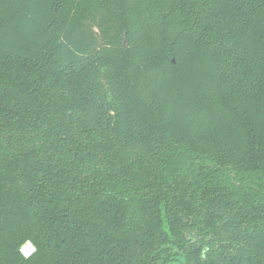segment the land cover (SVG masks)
Here are the masks:
<instances>
[{"label": "trees", "instance_id": "1", "mask_svg": "<svg viewBox=\"0 0 264 264\" xmlns=\"http://www.w3.org/2000/svg\"><path fill=\"white\" fill-rule=\"evenodd\" d=\"M0 264H264V0H0Z\"/></svg>", "mask_w": 264, "mask_h": 264}, {"label": "rangeland", "instance_id": "2", "mask_svg": "<svg viewBox=\"0 0 264 264\" xmlns=\"http://www.w3.org/2000/svg\"><path fill=\"white\" fill-rule=\"evenodd\" d=\"M30 245V243H27L24 247H23V249H22V253L24 254V256H26V257H29V256H31L33 253H34V251H35V248H34V250H30V252H29V250H27L26 248H27V246H29Z\"/></svg>", "mask_w": 264, "mask_h": 264}, {"label": "built area", "instance_id": "3", "mask_svg": "<svg viewBox=\"0 0 264 264\" xmlns=\"http://www.w3.org/2000/svg\"><path fill=\"white\" fill-rule=\"evenodd\" d=\"M26 249L29 250V252H30V250H31V251L34 250V247L30 244L29 246H27Z\"/></svg>", "mask_w": 264, "mask_h": 264}]
</instances>
